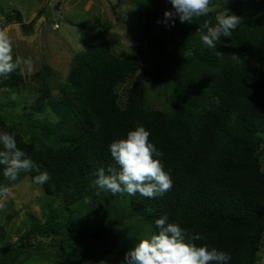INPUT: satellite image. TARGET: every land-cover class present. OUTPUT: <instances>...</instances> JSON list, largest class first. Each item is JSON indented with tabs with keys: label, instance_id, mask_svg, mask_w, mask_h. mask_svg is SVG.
I'll list each match as a JSON object with an SVG mask.
<instances>
[{
	"label": "trees",
	"instance_id": "16d2710c",
	"mask_svg": "<svg viewBox=\"0 0 264 264\" xmlns=\"http://www.w3.org/2000/svg\"><path fill=\"white\" fill-rule=\"evenodd\" d=\"M228 7L242 19L231 39L217 42L216 50L222 53L217 56L197 32L205 20L215 23V12L192 23L175 17L174 26L168 27L158 21L172 5L155 0L145 16L136 54L118 56L106 36L95 35L76 55L61 99L50 102L56 120L33 119L29 140L12 128H2L15 136L18 147L41 171L50 174L46 191L63 193L70 200L87 196L92 202L97 197L94 172L114 164L110 144L126 138L136 126H144L150 142L162 151L160 159L173 181L169 191L155 198L129 196L127 214L121 212L114 223H108V217L118 211L117 200L125 194L108 192L107 221L86 233L74 228L58 231L102 240L119 264L132 249L119 237L121 224L136 219L154 233L155 219L166 215L169 222L204 236L198 245L229 253L228 264L257 263L264 244V0H228ZM7 20L21 22L22 14L16 11ZM232 54L240 61L234 62ZM144 73L170 90L168 110L146 107ZM45 75L37 74L44 101L51 93ZM131 78L122 101L118 88ZM23 82L18 71L0 77L2 88ZM17 180L5 177L0 166V186L11 187ZM31 246L32 240L8 250L0 264L22 263Z\"/></svg>",
	"mask_w": 264,
	"mask_h": 264
},
{
	"label": "rangeland",
	"instance_id": "374dc122",
	"mask_svg": "<svg viewBox=\"0 0 264 264\" xmlns=\"http://www.w3.org/2000/svg\"><path fill=\"white\" fill-rule=\"evenodd\" d=\"M155 0H0V30H7L13 42V54L31 57L34 73L23 75L24 82L14 88L0 87V132L12 128L29 140L32 121L56 120L50 111V102L62 97L69 70L76 58L98 34L106 36L112 51L118 56L137 53L140 34L146 14L154 7ZM216 14L228 7V0H213ZM20 11L22 21H8L7 16ZM39 72L51 93L42 100ZM145 74L146 107L168 110L170 90L154 84ZM134 78L119 86L124 101ZM43 105L42 108L40 105ZM43 143H47L46 141ZM40 145V144H39ZM264 169V155L261 158ZM11 187L14 196L0 211V259L8 250L22 242H34L31 253L20 264H115L116 255L100 241H93L81 234L64 235L59 229H75L86 233L107 221L106 199L108 192H101L92 202L70 200L63 193L50 194L43 185L33 182L27 172ZM89 201L86 203L85 201ZM114 214L108 223H114L121 212L127 214L129 195L117 200ZM46 230L51 231L47 233ZM42 231V232H40ZM58 231V234H57ZM121 240L133 248L138 239L152 234L146 225L136 219L126 220L118 228ZM256 264H264V244Z\"/></svg>",
	"mask_w": 264,
	"mask_h": 264
},
{
	"label": "clouds",
	"instance_id": "9594fccd",
	"mask_svg": "<svg viewBox=\"0 0 264 264\" xmlns=\"http://www.w3.org/2000/svg\"><path fill=\"white\" fill-rule=\"evenodd\" d=\"M172 10L164 12L166 26H174L175 17L181 23H192L194 18L207 17L213 12V0H169ZM241 17L230 13L226 8L218 11L213 24L205 20L197 32L204 45L220 56L216 50L217 42L222 37L232 38V33L241 23ZM171 21V23H169ZM230 47V44H224ZM232 60L239 62L240 57L232 54ZM34 62L31 57H13V42L8 31L0 30V77H8L14 72L20 75L34 73ZM150 132L144 126H136L129 130L126 138L113 141L109 151L114 164L99 167L95 172L92 187L96 195L110 192L112 195L139 193L145 198L162 196L173 186L170 173L165 171L160 157L162 151L149 140ZM0 166L3 175L11 181H16L20 172H36L33 182L43 185L50 180V174L34 162L18 145L13 134L0 132ZM14 196L13 188L0 186V211L5 210L6 202ZM88 203L89 201H85ZM158 230L128 250L119 264H228L229 253L209 247L206 243L198 245L196 241L206 238L199 233H190L178 223L169 222L168 217L155 219Z\"/></svg>",
	"mask_w": 264,
	"mask_h": 264
},
{
	"label": "bare ground",
	"instance_id": "6f19581e",
	"mask_svg": "<svg viewBox=\"0 0 264 264\" xmlns=\"http://www.w3.org/2000/svg\"><path fill=\"white\" fill-rule=\"evenodd\" d=\"M125 243V242H124Z\"/></svg>",
	"mask_w": 264,
	"mask_h": 264
}]
</instances>
